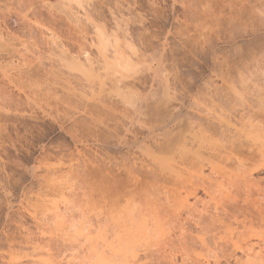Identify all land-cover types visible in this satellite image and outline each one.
<instances>
[{"label": "rangeland", "instance_id": "rangeland-1", "mask_svg": "<svg viewBox=\"0 0 264 264\" xmlns=\"http://www.w3.org/2000/svg\"><path fill=\"white\" fill-rule=\"evenodd\" d=\"M42 1L0 0V39H12L8 46L0 44V264L71 260V250L32 249L37 240L48 243L55 233L44 214L63 206L60 191L50 190L56 183L85 193L81 197L90 201L87 214L93 221L104 211L103 200L112 195L105 189L115 193L129 185L130 168L138 171L149 197L164 199V181L143 175L139 165L149 162L145 146L150 147V133H160L149 116L144 123L135 120L134 108L142 107L147 97L178 107L183 132L204 138L203 158L219 167L232 168L224 151L248 158L246 139L235 132L243 123L264 138V0ZM96 27L118 37L119 50L138 65L127 79L121 78L125 88L119 84L121 92L131 94L130 104L110 89L108 75L87 81L63 61L71 55L81 59L83 48L101 65ZM22 62L32 72L17 73ZM134 138L137 144L131 145L128 140ZM248 164L245 169H253ZM253 176L262 182L258 188L264 194V170ZM39 194L44 203L35 200ZM197 197L204 201L202 190ZM34 210L44 218L38 214V221L33 219ZM258 230L254 225L251 234ZM200 252L191 253L188 262L196 253L209 264L234 262L229 251ZM138 254L142 262L156 264L161 251L153 246Z\"/></svg>", "mask_w": 264, "mask_h": 264}, {"label": "bare ground", "instance_id": "bare-ground-1", "mask_svg": "<svg viewBox=\"0 0 264 264\" xmlns=\"http://www.w3.org/2000/svg\"><path fill=\"white\" fill-rule=\"evenodd\" d=\"M56 1L60 2V5H65L64 0ZM65 1L68 4L72 1L77 5L80 3L78 0ZM57 2L55 3L59 6ZM53 3L48 4L54 5ZM66 17L68 19L70 17L71 23L74 24L81 21L78 17ZM112 36L108 35L104 29L96 27L97 51L102 60L100 62L97 59L99 61L97 64L100 63V66L95 65L97 61L92 62L90 53L88 54V51L83 48L80 53L81 59H78L80 57L78 55L76 58L71 55L69 59L65 56L70 60L69 62H66L67 59L63 61L69 68L79 69L87 79L89 78V80L86 79L87 81L97 80L100 77L103 79V76L108 75L111 81L110 89L119 96L122 103L130 104L131 94L121 92L122 86L119 84L122 83L121 78L127 79L125 78L129 76L127 74H133L138 65L130 59L131 57L128 58L129 56L123 54L121 47L119 50L120 40ZM6 38L8 42L0 39V44L6 46L12 40ZM59 51L63 53V50L59 49ZM108 51L111 55L107 53ZM37 64L40 66L39 63ZM24 65L22 62V65L17 67V73L32 72L30 64L23 68ZM121 85L125 88L124 84ZM146 99L147 101L143 100L146 101L144 106L134 108L133 114L137 118L135 120L143 122L145 117L149 116L160 133L155 135L153 132L150 133L152 134L149 139L150 147L145 146L147 155L150 157L149 162H139V165L144 170L143 175L144 173L151 174L154 178V175H157L161 181H164L166 185L161 189L164 199L149 197V194L144 189L142 190L143 182L142 179H138V171L130 168L127 172L130 183L126 184L127 186L124 185L125 189L122 186L123 190L118 188L116 191L120 192L115 193L110 191L111 187L105 189L109 193L103 192L104 188L102 192L99 190L102 194L108 193L107 195L112 194L113 196L105 198L106 200L101 197L104 199L105 208L101 212V217L98 216L93 221L87 214L90 201L86 197L83 198L85 193L81 194V191L79 192L73 186L71 189L64 187L68 186L65 178V185L59 182V185L57 183L54 186L51 185L50 189L54 188L64 196L63 206L48 209L47 214L40 213L43 218L45 216L51 222L55 233L53 232V236L49 237L48 243L37 240L32 244V249L39 250L54 246L63 250H71L72 258L67 264H147L141 261L138 253L149 251L153 246L161 251L160 259L156 260V264H209V261L199 253L193 257L195 259L192 258L188 262L191 253L197 249L201 252L209 249L222 253L229 251L234 258L233 264H264V194L260 193L258 188L262 182L253 176L255 172L264 170V138L253 134L252 126L243 123L242 128L235 132L246 139L244 141L247 142L248 158L241 159L230 150L229 152L224 151L225 158L232 161L231 166L236 167L237 171L235 172L230 165L229 168L227 165L219 167L211 164L210 159L208 161L203 158L200 149L203 148L202 139L204 138L198 137L195 133L190 134L191 131H188L189 135L183 132L184 122L181 119L182 112L178 107L163 106L154 100L151 101L148 97ZM226 125L229 126V122ZM114 136L117 135L114 134ZM128 141L133 143L131 145L137 144L136 138ZM194 146L197 148L195 151ZM204 149L211 150L210 148ZM146 151H144L145 154ZM220 155L221 152L217 156L220 157ZM204 163L208 166L207 168L204 167ZM248 163L253 166V169H245ZM60 179L63 180V178ZM60 179L58 181H61ZM198 189L202 190L204 201L198 199ZM40 197V194L36 195L35 200L44 203ZM197 202L201 204L199 209L196 208ZM35 211L38 210H34L31 217L36 220L39 213L36 215ZM185 225H189V228ZM254 225L259 230L251 234V228ZM247 227H250V230H247ZM176 253L179 254V260L174 258Z\"/></svg>", "mask_w": 264, "mask_h": 264}]
</instances>
